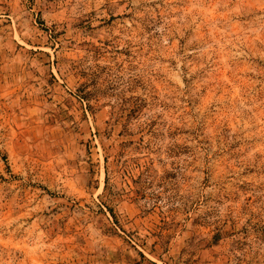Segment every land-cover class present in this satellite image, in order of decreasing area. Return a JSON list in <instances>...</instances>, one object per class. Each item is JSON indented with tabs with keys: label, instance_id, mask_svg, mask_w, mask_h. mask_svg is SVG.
Listing matches in <instances>:
<instances>
[{
	"label": "rangeland",
	"instance_id": "obj_1",
	"mask_svg": "<svg viewBox=\"0 0 264 264\" xmlns=\"http://www.w3.org/2000/svg\"><path fill=\"white\" fill-rule=\"evenodd\" d=\"M0 264H264V0H0Z\"/></svg>",
	"mask_w": 264,
	"mask_h": 264
}]
</instances>
